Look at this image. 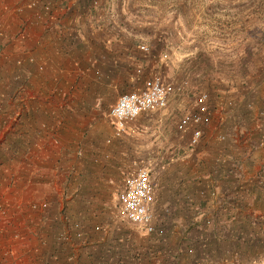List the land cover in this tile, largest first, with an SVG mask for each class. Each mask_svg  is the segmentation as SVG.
I'll return each mask as SVG.
<instances>
[{
    "label": "crops",
    "instance_id": "crops-1",
    "mask_svg": "<svg viewBox=\"0 0 264 264\" xmlns=\"http://www.w3.org/2000/svg\"><path fill=\"white\" fill-rule=\"evenodd\" d=\"M52 1L0 0V264H89L92 254L99 259L95 264H121L119 236L95 226L89 238L85 217L73 208L77 186L85 197L86 182L97 174L85 166L89 154L78 156L82 149L76 145L92 144L101 154L97 144L114 140L106 88L119 83L118 57L101 43L73 47L46 39L45 47L36 46L32 39L53 23ZM18 31L37 34L14 37ZM39 50L46 51L42 72L36 71L37 59L27 61ZM75 60L84 75L72 77ZM103 62L110 71L101 70ZM75 80L79 99L72 103ZM258 89L254 98L246 92L240 106H209L204 148L192 153L189 165L177 157L157 169L154 231L144 233L154 244L149 240L143 264H247L244 254H251V262L264 255V90ZM19 95L31 96L30 101L20 105ZM39 202L46 207H30ZM161 223L179 224L169 243L173 249L161 244L168 234ZM245 240L252 253L241 251Z\"/></svg>",
    "mask_w": 264,
    "mask_h": 264
},
{
    "label": "rangeland",
    "instance_id": "rangeland-1",
    "mask_svg": "<svg viewBox=\"0 0 264 264\" xmlns=\"http://www.w3.org/2000/svg\"><path fill=\"white\" fill-rule=\"evenodd\" d=\"M52 3L55 6L51 8L50 30L39 32V36L33 31H18L14 37L36 36L32 40H38L36 46L41 49L46 39L52 44L66 40L73 47L79 42L101 43L108 55L118 57L119 83L106 88L110 103L107 106L122 93L137 89L151 74H158L173 84L184 82L183 91L169 100L164 112L140 114L128 122L121 136L107 143L104 138L97 144L101 154L93 151L92 144L80 143L75 148L82 149L78 156L89 154L84 159L85 166L97 170L86 182L89 188L86 196L82 197L83 187L77 186L73 202L77 215L85 217L89 238L94 236L95 226L103 228L105 233L111 230L120 238L117 260H121V264H143L145 248L149 240L154 244V239L124 219H117L116 199L122 179L137 168L146 167L153 184L161 165L173 163L177 157L185 164L191 163L192 153L204 148L205 134L203 132L198 144L192 146L189 132L177 131L175 122L182 112L193 106L198 92L208 94V106H240L246 92L252 93L254 98L259 94V86L264 90V0H90V7L84 6L82 0H53ZM138 44H144L147 51L140 52ZM164 53L166 57L162 59ZM29 55L28 64L37 59L36 71L42 72L46 51H34ZM100 68L110 71L104 62ZM84 69L81 63L73 61L72 77L84 75L87 72ZM248 75L253 79H245ZM71 89L70 100L76 103L79 99L76 80ZM18 98L21 99L19 104L24 106L31 96L19 95ZM12 100L17 101V98ZM19 104L16 102V106ZM107 122L111 128L109 120ZM178 226L159 224L168 233L165 244L161 241L165 249H173V244L169 243L170 239L174 240V228ZM247 230L245 226L246 235L250 231ZM246 242L241 251L252 253L253 245ZM93 243L90 240L89 244ZM94 248L91 246V250ZM246 255L242 260L246 258L247 264L264 263V255L257 262H251L254 260L251 254ZM96 259L99 260L98 256L92 254L86 260L95 264ZM63 261L56 260L54 264H68ZM105 262L118 264L113 260Z\"/></svg>",
    "mask_w": 264,
    "mask_h": 264
},
{
    "label": "built area",
    "instance_id": "built-area-1",
    "mask_svg": "<svg viewBox=\"0 0 264 264\" xmlns=\"http://www.w3.org/2000/svg\"><path fill=\"white\" fill-rule=\"evenodd\" d=\"M31 5H34V2ZM17 11H20V8ZM137 49L142 53L147 51L144 44H138ZM164 57H166V53L161 55L162 59ZM136 71L139 72L138 69ZM183 83L173 84L164 80L158 74H151L141 81V85L137 89L119 95L107 112L111 126V137L121 136L125 132L128 122L140 114L164 112L168 107L169 100L183 91ZM208 99L209 96L206 92H198L193 101V106L182 112L175 122L177 131L189 132V144L192 146L197 145L201 140L203 136L202 127L210 121ZM107 142H109V139L106 140ZM153 201V184L150 179V170L146 167L137 168L122 179L116 199L117 219H124L143 233H151L154 231L153 220L155 217L154 207H152ZM30 207L44 209L46 204L45 202L32 203ZM3 211L4 209L0 203V212ZM13 237H17V234H13Z\"/></svg>",
    "mask_w": 264,
    "mask_h": 264
},
{
    "label": "trees",
    "instance_id": "trees-1",
    "mask_svg": "<svg viewBox=\"0 0 264 264\" xmlns=\"http://www.w3.org/2000/svg\"><path fill=\"white\" fill-rule=\"evenodd\" d=\"M82 4H83L84 6L87 5L88 7H90V5H89V4H90V0H82ZM82 4H81V5H82ZM67 9H68V7H67Z\"/></svg>",
    "mask_w": 264,
    "mask_h": 264
}]
</instances>
